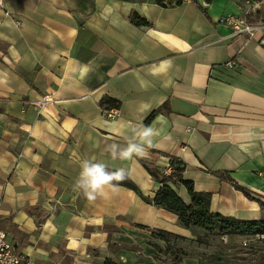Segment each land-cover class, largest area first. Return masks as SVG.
<instances>
[{"label": "crops", "instance_id": "obj_1", "mask_svg": "<svg viewBox=\"0 0 264 264\" xmlns=\"http://www.w3.org/2000/svg\"><path fill=\"white\" fill-rule=\"evenodd\" d=\"M226 14L256 24L254 35H233ZM262 39L264 0H4L0 230L33 264H199L189 250L208 235L145 200L161 183L144 164L168 159L210 194V211L264 219V140L248 135L264 132ZM105 96L120 102L113 118ZM161 115L147 157H111L109 145L126 147ZM84 159L125 169L136 190L119 183L87 200L73 190Z\"/></svg>", "mask_w": 264, "mask_h": 264}, {"label": "trees", "instance_id": "obj_2", "mask_svg": "<svg viewBox=\"0 0 264 264\" xmlns=\"http://www.w3.org/2000/svg\"><path fill=\"white\" fill-rule=\"evenodd\" d=\"M131 22L135 25H145L146 20L134 15ZM99 106L106 110L110 107L118 108L120 102L112 97L105 96L99 101ZM154 112L150 113L147 121L152 117ZM147 171L154 180L161 183V187L152 198L145 197V200L155 206L162 207L175 213L179 222L187 228H199L209 236H231V235H264V219H239L233 216H225L218 212H212L209 209L210 194L204 192H196L193 190L192 183L183 179L184 165L181 161L170 159L171 173L169 175L162 174V168L156 165L144 164ZM122 185L136 190L131 181L126 178L119 182ZM182 184L189 195V203H185L176 193L174 186ZM235 188L240 190L245 197L253 199L250 191L234 182ZM262 205V203L260 202ZM157 238L167 240V235L163 232H152ZM207 237V238H208ZM208 240V239H207Z\"/></svg>", "mask_w": 264, "mask_h": 264}, {"label": "clouds", "instance_id": "obj_3", "mask_svg": "<svg viewBox=\"0 0 264 264\" xmlns=\"http://www.w3.org/2000/svg\"><path fill=\"white\" fill-rule=\"evenodd\" d=\"M159 124L160 127H156ZM155 124L141 125L139 130L134 131V137L129 138L127 146L120 148L117 144L108 146V151L113 159L131 160L133 157L144 158L149 155L148 150L156 147V137L161 136L167 125L164 116H158ZM248 135L253 139L264 140V132H249ZM242 147H244L242 145ZM245 150H247L245 148ZM126 170L119 168L115 171H108L107 165L96 162L94 159H84L80 162V172L73 185L74 191L82 192L83 196L89 201H95L98 197H106V189L116 191L119 182L126 178ZM116 182V183H114Z\"/></svg>", "mask_w": 264, "mask_h": 264}, {"label": "rangeland", "instance_id": "obj_4", "mask_svg": "<svg viewBox=\"0 0 264 264\" xmlns=\"http://www.w3.org/2000/svg\"><path fill=\"white\" fill-rule=\"evenodd\" d=\"M207 239L189 250L199 264H264V235Z\"/></svg>", "mask_w": 264, "mask_h": 264}, {"label": "built area", "instance_id": "obj_5", "mask_svg": "<svg viewBox=\"0 0 264 264\" xmlns=\"http://www.w3.org/2000/svg\"><path fill=\"white\" fill-rule=\"evenodd\" d=\"M174 2H187L191 0H173ZM0 9L4 10V0H0ZM219 22L229 26L233 35L253 36L257 25L253 24L245 17L226 14L219 18ZM264 41V39H262ZM226 66L232 67L233 61L226 62ZM105 115L113 118L118 115L119 110L116 107H110L105 110ZM171 173L170 159L162 170V174L169 175ZM0 264H33L25 255L20 253L15 245L7 238L4 231L0 230Z\"/></svg>", "mask_w": 264, "mask_h": 264}]
</instances>
